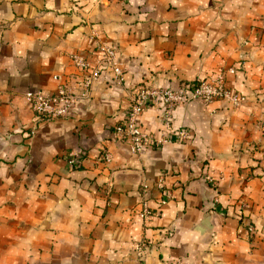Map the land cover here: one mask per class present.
Masks as SVG:
<instances>
[{
    "label": "crops",
    "instance_id": "crops-1",
    "mask_svg": "<svg viewBox=\"0 0 264 264\" xmlns=\"http://www.w3.org/2000/svg\"><path fill=\"white\" fill-rule=\"evenodd\" d=\"M106 45L124 82L105 70L71 116L37 119L26 93L78 88L73 55ZM231 67L240 107L191 101L168 125L151 106L142 127L173 140H118L135 87ZM0 264H264V0H0Z\"/></svg>",
    "mask_w": 264,
    "mask_h": 264
},
{
    "label": "built area",
    "instance_id": "built-area-1",
    "mask_svg": "<svg viewBox=\"0 0 264 264\" xmlns=\"http://www.w3.org/2000/svg\"><path fill=\"white\" fill-rule=\"evenodd\" d=\"M101 50L103 52L102 57L94 63L83 56L73 55L74 65L83 73L78 88L70 82L62 81L54 93L44 90L26 93V99L34 110L37 119L58 120L71 116L82 101H87L90 98L93 85L100 79L105 70L110 72L115 84L124 82V67L118 59L116 48L106 45L101 47ZM228 72L235 73V68L219 70L212 79L182 83L178 86L142 84L135 87L125 117L114 126L118 140L127 143L133 151L138 153L142 152L146 145L162 144L173 140V138L168 137L158 138L142 127L140 118L151 106H161L164 109V119L168 125L172 121L174 109L191 101L212 103L218 100H228L234 107H240L246 97L228 86L226 79ZM55 78L59 79L60 77L56 76ZM175 133V140L181 142L187 141L190 137L189 132L185 129L177 130ZM101 157L103 161L108 162L111 154L104 152ZM79 158L80 153L78 151L72 152L68 157L70 166L76 167ZM167 196L169 197V194ZM166 202L165 199L162 200V204ZM154 214L148 203L143 202L141 215L147 218ZM249 229L252 231L253 225H249Z\"/></svg>",
    "mask_w": 264,
    "mask_h": 264
}]
</instances>
